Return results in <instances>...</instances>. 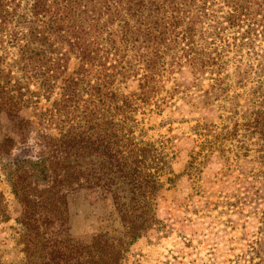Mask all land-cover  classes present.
Returning a JSON list of instances; mask_svg holds the SVG:
<instances>
[{"label":"trees","instance_id":"1","mask_svg":"<svg viewBox=\"0 0 264 264\" xmlns=\"http://www.w3.org/2000/svg\"><path fill=\"white\" fill-rule=\"evenodd\" d=\"M232 63L238 83L243 65L255 76L246 130L264 162V0H0V168L23 264H122L175 183L138 116L176 97L195 107L206 80L207 106L231 88ZM78 197L99 231H72Z\"/></svg>","mask_w":264,"mask_h":264},{"label":"rangeland","instance_id":"2","mask_svg":"<svg viewBox=\"0 0 264 264\" xmlns=\"http://www.w3.org/2000/svg\"><path fill=\"white\" fill-rule=\"evenodd\" d=\"M234 66L227 69L231 88L211 94L207 106L202 98L210 90L208 80L189 93L195 107L176 97L162 114L138 116L145 140L169 155L172 172L162 180L172 177L175 183L166 184L156 200L159 224L130 248L122 264H264V162L261 143L246 130L254 110L247 94L256 80L243 65L238 83ZM202 125L207 137L196 131ZM92 210L84 197L70 202L75 234L100 230ZM0 214V264H23L21 207L1 168Z\"/></svg>","mask_w":264,"mask_h":264}]
</instances>
